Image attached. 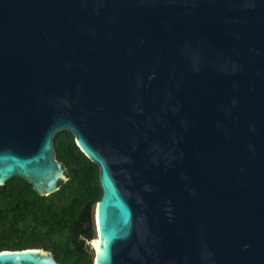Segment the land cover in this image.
Masks as SVG:
<instances>
[{"label":"water","instance_id":"95a60500","mask_svg":"<svg viewBox=\"0 0 264 264\" xmlns=\"http://www.w3.org/2000/svg\"><path fill=\"white\" fill-rule=\"evenodd\" d=\"M63 131L94 264H264V0H0V185L57 191Z\"/></svg>","mask_w":264,"mask_h":264},{"label":"trees","instance_id":"16d2710c","mask_svg":"<svg viewBox=\"0 0 264 264\" xmlns=\"http://www.w3.org/2000/svg\"><path fill=\"white\" fill-rule=\"evenodd\" d=\"M54 149L67 177L57 191L39 196L18 178L0 185V251L42 249L60 264H94L99 169L68 131L54 137Z\"/></svg>","mask_w":264,"mask_h":264},{"label":"bare ground","instance_id":"6f19581e","mask_svg":"<svg viewBox=\"0 0 264 264\" xmlns=\"http://www.w3.org/2000/svg\"><path fill=\"white\" fill-rule=\"evenodd\" d=\"M93 245H94V247L96 249L97 241H93Z\"/></svg>","mask_w":264,"mask_h":264}]
</instances>
